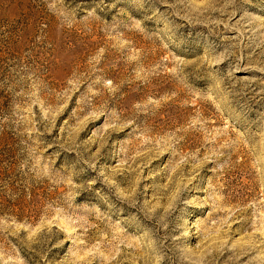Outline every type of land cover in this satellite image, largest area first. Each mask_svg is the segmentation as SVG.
I'll list each match as a JSON object with an SVG mask.
<instances>
[{
    "label": "rangeland",
    "instance_id": "374dc122",
    "mask_svg": "<svg viewBox=\"0 0 264 264\" xmlns=\"http://www.w3.org/2000/svg\"><path fill=\"white\" fill-rule=\"evenodd\" d=\"M0 264H264V0H0Z\"/></svg>",
    "mask_w": 264,
    "mask_h": 264
},
{
    "label": "trees",
    "instance_id": "16d2710c",
    "mask_svg": "<svg viewBox=\"0 0 264 264\" xmlns=\"http://www.w3.org/2000/svg\"><path fill=\"white\" fill-rule=\"evenodd\" d=\"M2 177H3V175H1V173H0V180L2 179Z\"/></svg>",
    "mask_w": 264,
    "mask_h": 264
}]
</instances>
